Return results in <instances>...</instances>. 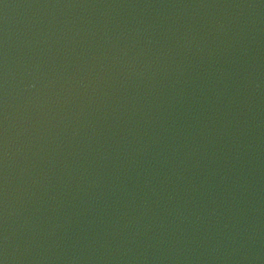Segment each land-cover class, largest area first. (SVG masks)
<instances>
[{
    "label": "water",
    "instance_id": "95a60500",
    "mask_svg": "<svg viewBox=\"0 0 264 264\" xmlns=\"http://www.w3.org/2000/svg\"><path fill=\"white\" fill-rule=\"evenodd\" d=\"M0 264H264V0H0Z\"/></svg>",
    "mask_w": 264,
    "mask_h": 264
}]
</instances>
